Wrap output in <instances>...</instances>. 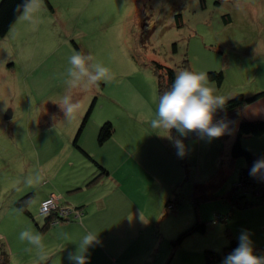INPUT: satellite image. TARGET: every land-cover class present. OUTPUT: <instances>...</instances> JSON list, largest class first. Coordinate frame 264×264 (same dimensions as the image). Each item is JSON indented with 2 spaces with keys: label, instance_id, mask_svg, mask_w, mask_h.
Wrapping results in <instances>:
<instances>
[{
  "label": "rangeland",
  "instance_id": "1",
  "mask_svg": "<svg viewBox=\"0 0 264 264\" xmlns=\"http://www.w3.org/2000/svg\"><path fill=\"white\" fill-rule=\"evenodd\" d=\"M46 1L50 8L43 0L35 27L19 16L7 34L0 37V233L7 235H1L0 264L46 263L40 260V251L29 250L30 247L10 258L7 244L24 230L25 224H18L20 218L32 220L16 212L18 200L26 198L28 213L41 222L44 220L34 204L33 188L25 179L32 174L29 162L34 166L40 155L38 144L56 141L60 126L71 123L57 104L69 91L80 102L81 115L93 103L90 121L106 114L112 117L106 118L112 125L118 120L119 124L138 127L144 142L153 138L165 140L178 156L168 133L152 129L149 123L158 101L153 62L176 73L186 68L222 72L220 86L210 82L226 97L251 96L257 93H253L255 89H264V0ZM74 51L91 53L115 78L88 90L69 89L66 69ZM8 112L11 117L5 119ZM247 138L244 142H251L252 148H243L257 156V160L264 158V147L254 146L264 137ZM195 140L183 141L185 155L178 157L188 169V178L185 179L181 165L182 185L176 192L179 208L190 204L194 221L198 214L206 225L202 237L192 238H201L206 245L202 251H221L230 240L239 244V236L247 232L254 254L260 255L254 246L264 242V205L233 208L222 197L238 183L245 160L229 162L230 146L219 139L217 156L207 155L197 165L191 153H196ZM220 145L223 154L219 152ZM220 162L226 169L218 191L221 196L199 205L203 217L200 219V210L195 211L190 203L188 183L210 178ZM215 216L226 219L213 222ZM190 240L182 244L195 246ZM184 255L177 251L171 264L194 263L195 255L190 259ZM226 256L216 264H223Z\"/></svg>",
  "mask_w": 264,
  "mask_h": 264
},
{
  "label": "crops",
  "instance_id": "2",
  "mask_svg": "<svg viewBox=\"0 0 264 264\" xmlns=\"http://www.w3.org/2000/svg\"><path fill=\"white\" fill-rule=\"evenodd\" d=\"M256 92L264 93V89H255L253 93ZM81 114L80 111L74 116L70 124L60 126L56 131V141L38 144L40 155L34 166L29 162L32 174L28 177L33 178L29 186L33 188L32 196L38 211L43 200L55 196L61 205L76 207L82 215L50 225L46 217L41 222L30 213L28 215L15 208L17 213L32 218L27 222L20 218L18 224L23 222L24 229L42 235L44 249L38 250L41 255L47 256L45 264H72L68 259L69 253H75L76 244L87 231L99 234V242L89 247L86 253L88 264H171L177 251L183 252V256L187 254L188 259L195 255L192 264H205L202 250L206 245L201 238H192L197 235L202 237L205 233L188 237L195 246L182 244L188 238L175 249L170 246L171 240L194 221L190 204L179 208L172 201L176 198L179 200L176 192L182 185L183 164L169 148L170 145L160 138L144 142L138 127L119 124L118 120L112 125L111 138L103 145H98L99 129L103 123L110 122L106 118L112 120V117L101 114L90 121V114L78 137L77 145L80 148L76 147L73 140L84 117ZM240 115L250 122L264 121V95L244 106ZM245 138L241 139L242 145L252 148L251 142H244ZM195 139L196 153H191L195 155L197 165L205 161L207 155H211L210 158L217 156L219 138L208 140L199 136ZM233 140L234 134L222 143L227 142L231 146ZM258 145L263 148L264 140H259L254 146ZM220 150L223 151V148ZM96 163L105 169V174L100 175ZM185 167L186 179L188 169ZM196 177L199 178L198 174ZM193 182L199 181L193 179ZM190 188L189 182L187 194L192 203ZM169 200V204L175 206L173 209L166 207ZM200 206L198 210L202 219ZM65 233L67 238L63 235ZM1 235L7 238V235L0 233V241L3 240ZM16 235L7 244L10 258L27 247L36 251L37 248L27 241L19 240V232ZM254 248L264 256V242Z\"/></svg>",
  "mask_w": 264,
  "mask_h": 264
},
{
  "label": "clouds",
  "instance_id": "3",
  "mask_svg": "<svg viewBox=\"0 0 264 264\" xmlns=\"http://www.w3.org/2000/svg\"><path fill=\"white\" fill-rule=\"evenodd\" d=\"M42 7L43 0H24L17 6L16 11L20 18L35 27L36 14ZM114 78V73L97 62L91 53L74 51L68 58L66 84L69 89L80 87L88 90L99 87L101 82L108 83ZM228 99L229 97L218 93L206 72L181 70L176 73L170 89L158 97L156 110L149 123L152 129L167 132L170 138L173 129L183 137L196 132L201 138L208 140L219 138L226 134L228 124L224 120L214 122V118L217 110L224 109ZM57 104L65 113L67 120L74 118L81 110L80 102L74 100L70 91L62 96ZM174 146L177 148L178 156L183 157L185 155L183 141L175 139ZM257 174H264V158L255 161L250 169L251 176ZM25 183L31 185L33 178L27 177ZM63 235L67 238L66 233ZM18 238L41 251L44 249L42 235L31 229L22 230ZM238 239V247L224 258L223 264H264V256L254 254L252 241L247 232L241 233ZM98 242L99 234L85 232L76 244L75 253H69L68 259L72 264H88L86 253L89 247ZM40 260H47V256L41 255Z\"/></svg>",
  "mask_w": 264,
  "mask_h": 264
},
{
  "label": "trees",
  "instance_id": "4",
  "mask_svg": "<svg viewBox=\"0 0 264 264\" xmlns=\"http://www.w3.org/2000/svg\"><path fill=\"white\" fill-rule=\"evenodd\" d=\"M23 2L24 0L0 1V37L5 36L12 25L15 23V21L19 18V13H17L16 9L17 6L22 4ZM45 3L50 8L49 2L45 0ZM153 70L157 78V92L159 97L163 92L170 89L175 78L176 71L157 62H153ZM207 74L211 82L216 83V85L218 86L222 84L224 79L222 72H208ZM263 95V92L256 93L251 96H244L242 94L235 95L228 99L224 109L217 110L215 114L214 122L224 120L228 124V130L226 134L222 137H219V139L221 141H224L234 134V140L232 141L229 148V162L235 161L239 158L245 160V167L241 168L239 171L238 183L222 194V197L226 199L233 208H248L264 203V174H257L256 176L250 175V169L252 168L253 163L257 161V156L245 150L243 148L244 146L241 143V139L245 137L263 136L264 121L250 122L243 119L240 115V111L244 106L251 104L252 102L261 98ZM92 107L93 103L82 118L80 126L74 137L73 144L76 147H79L77 145L78 137L90 116ZM112 134V124L108 121L103 123L97 135L98 145H103L105 142H107L111 138ZM199 136L200 135L198 133L192 132L189 133L187 137H179L175 129L171 131V138L173 139V142L175 139L184 141V139L186 138L195 139ZM220 154H223L222 150ZM96 165L99 169L100 175L105 174V169L99 166L97 163ZM183 167H185L184 164ZM225 170L226 169L223 162H220L215 174H213L210 178L200 182H193L191 184L190 198L195 211L199 209L198 207L202 202L212 200L221 196L218 194V191L220 190L223 179L225 178ZM248 195L252 196V198L248 199ZM172 201L176 202V205L179 204L177 198ZM169 203H171V200L167 202L166 207ZM16 205L19 209L29 215L28 211L26 210V198L18 200ZM218 217L219 219L216 221L214 218L213 222H222L226 219L221 216ZM51 219L52 217L46 218L47 221ZM205 232L206 225L198 219L197 214V219H195V221L190 226L182 230L173 240H171V246L173 249H175L187 237L194 234H204ZM236 247H238V243L234 240H230L229 244L225 246L221 251H212L205 249L203 251L205 264L218 263L223 256L230 254Z\"/></svg>",
  "mask_w": 264,
  "mask_h": 264
},
{
  "label": "built area",
  "instance_id": "5",
  "mask_svg": "<svg viewBox=\"0 0 264 264\" xmlns=\"http://www.w3.org/2000/svg\"><path fill=\"white\" fill-rule=\"evenodd\" d=\"M175 206L173 204H168V209H173ZM39 214L44 217H52L49 221L50 225H57L64 221H69L74 218H79L82 212L73 206L61 205L58 198L55 196H50L43 200L39 206ZM219 219L215 216V220Z\"/></svg>",
  "mask_w": 264,
  "mask_h": 264
},
{
  "label": "water",
  "instance_id": "6",
  "mask_svg": "<svg viewBox=\"0 0 264 264\" xmlns=\"http://www.w3.org/2000/svg\"><path fill=\"white\" fill-rule=\"evenodd\" d=\"M11 117V112H8L6 115H5V119H9Z\"/></svg>",
  "mask_w": 264,
  "mask_h": 264
}]
</instances>
